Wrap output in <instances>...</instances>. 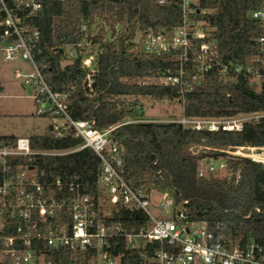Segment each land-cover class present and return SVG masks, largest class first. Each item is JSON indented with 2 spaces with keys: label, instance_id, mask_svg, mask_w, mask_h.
Wrapping results in <instances>:
<instances>
[{
  "label": "built area",
  "instance_id": "1",
  "mask_svg": "<svg viewBox=\"0 0 264 264\" xmlns=\"http://www.w3.org/2000/svg\"><path fill=\"white\" fill-rule=\"evenodd\" d=\"M50 1L65 0H0V65L20 63L13 69V76L30 90L21 96L30 97L36 114L51 120L56 137L71 132L81 143L65 149H33L29 134L12 144L0 138V262L63 264L48 258L47 250L67 248L74 254L70 264H264V244L235 238L225 232L224 225L212 227L206 220L192 219L170 193L145 191L127 181L125 149L114 139L113 131L126 123L157 120L128 117L100 128L93 119L72 117L69 106L81 98L71 95L73 87L67 91L53 89L36 58L41 30L35 19ZM177 1L182 13L179 25L135 32L132 41L144 55H167L170 59L168 67L139 79L140 84L176 85L182 105L185 94L203 85L212 72L225 83L249 77L255 87L257 83L261 87L264 0H258L259 7L250 12L260 23V31L251 37L256 54L245 62L222 59L214 29L204 17V0ZM122 29L119 23L112 28L105 19L96 18L91 26L86 22L81 25L78 40L55 42L63 52L64 63L80 60L82 88L89 98L95 94L104 51L95 37L103 34V41L112 42ZM261 116L264 111L226 117L182 113L163 121L179 122L193 130L240 131L245 123ZM84 148H91L100 159L97 195L83 192L73 182L63 184L60 178L47 182L44 172L38 173L33 166L36 155H62ZM220 150L226 153L222 157L225 162L217 168L210 162L214 159H203L200 176L231 177L227 163L230 157H247L264 164V146ZM121 208L140 213L135 224L114 219L113 211Z\"/></svg>",
  "mask_w": 264,
  "mask_h": 264
},
{
  "label": "trees",
  "instance_id": "2",
  "mask_svg": "<svg viewBox=\"0 0 264 264\" xmlns=\"http://www.w3.org/2000/svg\"><path fill=\"white\" fill-rule=\"evenodd\" d=\"M203 5L222 59L245 62L256 54L251 37L260 31V23L250 12L259 7L258 0H204ZM96 18L105 19L112 28L119 23L123 29L112 42L103 41V34L95 37L104 51L100 55L95 94L89 98L82 88L84 71L80 60L64 63L63 52L55 42L78 40L81 25L86 22L91 26ZM181 22L177 0L50 1L35 19L41 30L36 58L53 89L67 91L73 87L71 95L81 98L69 106L72 117L93 119L98 127L105 128L128 117L143 116L140 97L155 102L179 99L176 85L140 84L139 79L168 67L170 59L167 55H144L132 40L137 29L159 30ZM3 91L0 84V94ZM182 107L183 114L191 117L264 111V80L257 89L249 77L225 83L212 72L203 85L185 94ZM113 136L125 149L124 175L134 187L170 193L192 219L206 220L212 227L224 225L225 232L235 238L264 244V164L237 156L227 159L231 177L198 173L203 159L226 156L221 148L264 146V116L248 121L240 131L193 130L179 122L159 125L139 121L118 126ZM28 137L33 149H65L81 143L71 132L56 137L50 129ZM0 138L5 144H12L18 136ZM33 166L38 173L44 172L47 182L60 178L63 184H79L90 195L99 193L100 159L91 148L62 155H36ZM113 214L115 220L129 224H135L140 216L122 208ZM47 253L48 258L63 264H70L74 256L67 248L48 249ZM0 264L12 263L8 259Z\"/></svg>",
  "mask_w": 264,
  "mask_h": 264
},
{
  "label": "rangeland",
  "instance_id": "3",
  "mask_svg": "<svg viewBox=\"0 0 264 264\" xmlns=\"http://www.w3.org/2000/svg\"><path fill=\"white\" fill-rule=\"evenodd\" d=\"M169 34H173V31ZM20 63H3L0 65V84L4 91L0 97V136H27L30 132L43 134L51 126V120L36 114V106L30 97H22L30 93L27 86L14 78L13 69ZM259 89L260 84H256ZM144 120H170L183 113L182 104L178 101H153L148 97H140ZM219 168L225 161L223 158L210 161Z\"/></svg>",
  "mask_w": 264,
  "mask_h": 264
},
{
  "label": "water",
  "instance_id": "4",
  "mask_svg": "<svg viewBox=\"0 0 264 264\" xmlns=\"http://www.w3.org/2000/svg\"><path fill=\"white\" fill-rule=\"evenodd\" d=\"M155 123L161 125V124H168L169 121H155ZM49 129L51 130L52 126H50ZM29 134H32V132H30Z\"/></svg>",
  "mask_w": 264,
  "mask_h": 264
}]
</instances>
